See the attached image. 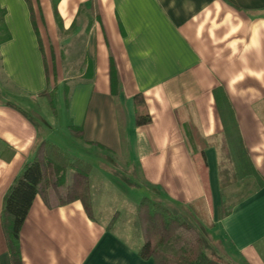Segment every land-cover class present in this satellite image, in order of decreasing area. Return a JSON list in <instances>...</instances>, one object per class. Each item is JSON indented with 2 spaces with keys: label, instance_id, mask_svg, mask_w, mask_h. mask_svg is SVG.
I'll use <instances>...</instances> for the list:
<instances>
[{
  "label": "crops",
  "instance_id": "0c3cea01",
  "mask_svg": "<svg viewBox=\"0 0 264 264\" xmlns=\"http://www.w3.org/2000/svg\"><path fill=\"white\" fill-rule=\"evenodd\" d=\"M0 10V264H12L4 199L44 141L90 163L99 194L93 218L81 201L50 208L38 195L22 264H154L138 256L136 229L130 240L109 224L144 197L194 226L209 257L264 264V186L219 216L226 125L215 95L264 182V0H0ZM139 94L152 119L142 127Z\"/></svg>",
  "mask_w": 264,
  "mask_h": 264
},
{
  "label": "trees",
  "instance_id": "16d2710c",
  "mask_svg": "<svg viewBox=\"0 0 264 264\" xmlns=\"http://www.w3.org/2000/svg\"><path fill=\"white\" fill-rule=\"evenodd\" d=\"M4 14L0 10V25ZM9 38L10 36L7 37ZM111 83L113 93L117 95L119 85L114 67L111 68ZM49 95L53 105V93ZM215 95L226 125L224 148L219 151V181L223 196L219 216L223 218L231 212L227 209L224 196L227 187L245 177H253L262 186L264 182L249 165L234 113L223 90H217ZM134 102L137 126L149 125L152 119L144 97L139 94ZM194 137H199V134H194ZM194 137L189 134L191 141ZM91 171L90 163L70 155L50 141L39 145L33 159L17 177L3 203L2 224L12 264H22L20 233L38 195L50 208L80 200L88 215L92 216L89 183ZM136 214L138 229L144 238V244L137 254L143 260H153L154 264H222L218 259L208 256L199 231L181 216L172 213L164 204L144 197L136 207Z\"/></svg>",
  "mask_w": 264,
  "mask_h": 264
},
{
  "label": "rangeland",
  "instance_id": "374dc122",
  "mask_svg": "<svg viewBox=\"0 0 264 264\" xmlns=\"http://www.w3.org/2000/svg\"><path fill=\"white\" fill-rule=\"evenodd\" d=\"M1 28H2V26L0 25V30H2ZM65 51H66V49H65ZM111 175L115 181L117 180L118 184H120L122 186L123 185L129 186V187L131 186L130 182L128 181V178L123 176V174L114 175L111 173ZM89 183H90V194H91L92 203H93L92 216L91 217L89 216V217L93 218L94 205H95V202H97V200L94 198V196L96 195V193L97 194H99V193L97 192V189H96L95 193H94L95 195L93 196L91 178H90ZM258 186H259V181L255 180L253 177L252 178L251 177H245L243 179H240V181L238 183L227 187L224 190V196H225L226 200L229 202V204H231L232 202L240 200L242 197L249 194L251 191L257 189ZM99 198H98V201H100ZM78 201H80V200H78ZM124 205H126V204H124ZM226 206L227 207L229 206L228 203ZM125 209H126L125 213H120V215H118L117 214L118 212H117L116 214H114L112 216V219L109 222L110 226L117 228L119 234H122V236L127 237L128 239L130 238V240H131V238L133 239L134 229H136L138 231V235L140 236L139 242L144 243L143 235H142L141 231L138 229V220H137L136 208H134V206H132V205L127 204L125 206ZM137 241H138V238H137ZM221 263L223 264V262H221Z\"/></svg>",
  "mask_w": 264,
  "mask_h": 264
}]
</instances>
